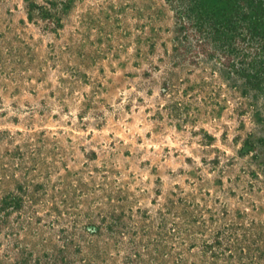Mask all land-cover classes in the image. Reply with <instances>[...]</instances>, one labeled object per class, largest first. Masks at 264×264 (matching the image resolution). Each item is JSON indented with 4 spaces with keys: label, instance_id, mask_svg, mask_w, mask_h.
I'll return each instance as SVG.
<instances>
[{
    "label": "rangeland",
    "instance_id": "1",
    "mask_svg": "<svg viewBox=\"0 0 264 264\" xmlns=\"http://www.w3.org/2000/svg\"><path fill=\"white\" fill-rule=\"evenodd\" d=\"M53 1L0 0V264H264L258 43L180 27L264 0Z\"/></svg>",
    "mask_w": 264,
    "mask_h": 264
},
{
    "label": "trees",
    "instance_id": "2",
    "mask_svg": "<svg viewBox=\"0 0 264 264\" xmlns=\"http://www.w3.org/2000/svg\"><path fill=\"white\" fill-rule=\"evenodd\" d=\"M48 1L50 5H40L34 0H28L29 17L33 19L35 15H38L43 21L46 22L47 27L55 29L61 25V11L59 9H55L56 3L53 0ZM200 3L201 2H198L197 4L196 2L197 5L194 3L193 6L190 7L191 12H195H192L194 14L193 16L191 15L193 23L184 20V18L182 19L181 15L180 27L181 31L188 30V28H190V25H195L197 27V31L199 30V34L204 38V40H202L200 35L197 36V39H199L198 41H200V47L205 54H214V51L211 53L208 52L207 46H205L206 40H222L223 42H225V40H228L229 35L234 36L235 34H237L238 37L236 38H240V41L245 43L249 42L248 47H253V45L251 44L254 42L258 43L256 48L252 52V58L250 60L247 59V62H245L247 63V67L254 70V68H256V66L259 65L261 61H263L264 63L262 57L264 52V21L261 20L260 23H258L259 21L255 19L253 22L249 20L246 24L239 25L237 24V22H235L236 20L233 17H230L227 20H223L221 18L223 14L220 13L221 10H219L218 8L211 6L207 2L204 3L203 1V7H201ZM259 5H261V3ZM68 6V3L65 2L64 8H67ZM256 12L258 14L259 11ZM243 18L250 19V14L243 15ZM242 25H244V27L247 29L246 32L239 29ZM193 35L195 36L196 34L193 33ZM249 55L250 51H246L244 52L243 58H248ZM228 58L229 60L227 63H231L229 61H231L232 58L230 56H228ZM260 66L262 67V62Z\"/></svg>",
    "mask_w": 264,
    "mask_h": 264
}]
</instances>
